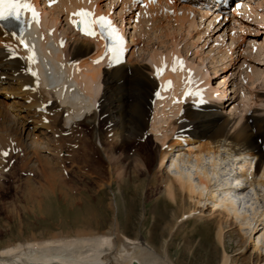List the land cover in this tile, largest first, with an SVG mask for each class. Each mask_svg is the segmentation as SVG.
<instances>
[{
    "label": "bare ground",
    "instance_id": "obj_1",
    "mask_svg": "<svg viewBox=\"0 0 264 264\" xmlns=\"http://www.w3.org/2000/svg\"><path fill=\"white\" fill-rule=\"evenodd\" d=\"M28 1L37 15L33 17L31 12L25 13L24 28L20 33L0 27V86L15 82L19 87L17 97L26 103L25 108L20 112L38 122V126L31 130L43 131L45 135L50 136L49 134L54 135L58 128L69 132L74 128L86 126L92 129L95 141L102 143L104 132L97 124H105L106 128L110 129L108 132L120 139L122 148L129 146L133 141L145 139L148 127L151 125L156 133L155 139L161 142V146L152 149V152H148L144 157L137 151L132 161L135 164L134 169H142L140 171L146 173V179L154 189L158 183L159 187L163 188L158 191L156 202L163 197L179 205L180 213H190L194 208L189 216L185 215L182 218L179 216L175 225L169 226V233L171 232V235L175 237L176 234L180 235L183 232L191 220L199 223L212 217L210 220L214 221L218 230L214 241L222 251L220 264H234L236 261L229 255L225 245L226 230L224 229L232 226H239L240 229L248 227L249 236L245 237V244L264 231V208L261 210L252 208L253 217L250 218L247 217L248 214L245 215L242 212V201L247 198L244 191L247 188H253V195L258 200L259 195L255 191V186L264 187V111L258 115L257 113L247 115L248 117L242 123L243 118L237 121L228 116L224 117L222 103H205L203 100L222 98L224 92H220L221 88L209 86L211 81L206 79L208 72L201 74V66L195 67L194 64L186 63L187 59L185 64L181 62L182 55L175 40L170 42L171 46L165 51L153 48L141 61L126 58L125 64H113L111 54L107 51L109 47L98 30H96L95 38L82 34L77 25L81 18L73 15L80 10H87L94 13V17L107 18L118 29L119 24L114 17L112 2L104 9V6L94 0ZM143 1L146 4L144 11L150 16V21H157L158 14L163 11L166 17H173V22L181 28L190 21L192 14L190 12L200 11L202 8L195 9L186 0ZM122 2L127 4V0ZM128 3L130 6H135L136 0H129ZM245 4L251 6L248 3ZM179 10L189 13L180 15ZM249 12L247 8L244 13L249 14ZM170 21L171 19L160 36L163 40L170 34H168L172 26ZM194 24L189 25L195 29ZM155 28L157 31L162 29L156 22L152 29L155 30ZM118 31L125 39L126 54L129 43L135 39L126 38L124 26ZM162 43L166 44L167 41ZM262 49L264 50V47ZM223 59L226 58L223 57ZM96 61L100 62L96 63ZM192 71L195 75L191 79L189 74ZM157 77L161 80L160 83L156 81ZM201 81L206 88L194 91V84ZM24 87H28V90L24 91ZM158 90L167 95L168 101H158L161 98V95H156ZM202 96L203 102L198 104L197 100ZM154 100L156 107L152 110ZM193 100L195 101L190 102ZM263 101L264 99L258 97L256 104H262ZM172 102V113L166 117L161 116V120L160 104L163 105L161 112L167 113L165 107ZM10 106L12 111L14 108ZM151 110L155 113L152 122L150 121L153 114ZM53 112L55 115L53 124L48 126L41 124L42 117ZM256 112L259 113V111ZM14 113H12L14 118L21 119ZM24 115L22 118L26 117ZM79 119H83L80 124L76 123ZM71 121L75 124L72 127L69 125V130L61 125L62 122L68 125ZM21 124L18 123V125ZM9 127L0 126V153L7 151L9 154L10 150L13 151L15 145H18L16 142L18 140L15 139ZM42 138L37 140L35 146L38 153L50 151L45 149V146L48 147L51 141ZM21 144L29 150L26 140L21 141ZM186 146H188L187 150ZM100 153L107 159L105 161L110 166L114 164L115 157L108 153L104 144ZM222 154L227 155L230 175L239 174L234 176L232 181L228 179L229 176L217 182L215 180L218 176V171L215 170L217 163L212 164V169H209L206 164L208 158L215 160ZM4 158L5 156L0 154V171ZM155 166L158 167V172L155 171ZM125 172L124 167L121 171L122 175H126ZM53 186L50 187L53 188ZM208 203L212 205V209L206 213L205 210L211 208L210 206L205 208ZM188 204L190 208L187 210ZM176 213L175 218L178 215ZM93 215L92 209L88 208L82 222L79 221L82 229H77L74 234L59 233L50 237L42 235L41 239L37 236L25 241L9 243L0 249V264H175L170 257L169 238L163 239L161 249L158 250V247L154 245L157 244L154 239H147L149 234L144 239L145 242L140 241L139 238L129 237L117 217L114 225L106 231L100 230L98 222L94 227ZM207 233L208 231L205 234ZM238 236L243 238L242 235ZM262 242L264 244V233L257 238V246L255 244L257 251L261 249L259 245ZM241 249L244 253L245 248ZM157 254L162 255L161 258Z\"/></svg>",
    "mask_w": 264,
    "mask_h": 264
},
{
    "label": "rangeland",
    "instance_id": "obj_2",
    "mask_svg": "<svg viewBox=\"0 0 264 264\" xmlns=\"http://www.w3.org/2000/svg\"><path fill=\"white\" fill-rule=\"evenodd\" d=\"M94 1L104 6V9H106L107 4L112 2L114 17L118 21L119 28L124 26L126 38L135 39V41L129 43L126 53L128 60L133 58L134 61H141L149 55L148 52L153 48L158 51H165L167 47L171 46L172 40H175L182 55L181 62L185 64L184 62L187 59L186 63L194 64L195 67L201 66V74L208 72L206 79L211 81L209 86L216 89L221 88L220 92H224L222 94L223 99L219 97L209 100L199 98L197 100L199 101L198 104L203 101L205 103L220 102L224 107V117L228 116L230 119L233 120L234 118L237 121L243 118L242 123L253 113H257V115L263 113L264 101L262 104H256V102L258 97L264 99V50L262 49L264 47V0L244 1V3L251 5L248 8L249 14H252L251 16H248L249 14L244 13L245 11L243 12L241 9L238 10L240 12L232 11L229 14L217 12V10L203 11L202 8L200 11L194 10L196 13L190 12L192 13L191 19L182 28L173 22V17H166L164 12L160 11L157 21H155L156 24L159 23L162 27L158 31L156 28L155 30L152 29L155 22L150 21V16L144 11V9L146 10L144 2H136L135 6H130L129 0H127V4L122 2L123 0ZM192 7L198 9V7ZM206 12L209 14L206 15ZM178 13L182 15L189 12L179 10ZM170 19L172 26L168 34L171 35H168L169 39L165 38L163 40L160 36L164 33V28H166ZM194 23H197V27ZM189 24H194L195 29L190 27ZM186 28L190 31L188 32ZM180 30L181 32H179ZM162 41H167V43L163 44ZM259 50L261 51L259 52ZM223 57L226 59H223ZM194 75L195 72L192 71L189 78L192 79ZM156 81L160 83L161 80L157 77ZM203 84L202 81L196 85L194 84V91L206 88ZM0 88V126L9 127L10 125V131L18 140L16 141L18 145L16 144L13 151L10 150L9 154L2 160L4 163L0 171V249L9 243L19 240L25 241L37 236L41 239L42 235L50 237L59 233L64 235L74 234L77 229H82L79 221L82 222L86 210L90 208L94 213L92 216L94 227L95 224L99 223L98 226L102 231L110 229L117 217L129 237L144 241L149 234L147 239H154L157 243L154 245L158 247V250L161 249L163 239L169 238L170 257L175 264L221 263L222 251L214 241L218 230L214 221L210 220L212 217H208V219L206 218L205 221L199 223L191 220L180 235L176 234L173 237L171 232L169 233V226L175 225L180 217L189 216L194 208L191 209L190 213L185 212V214L184 212L180 213L179 205L177 206L176 203L173 204L169 200L163 199V197L159 202H156L158 191L163 188L159 187L158 183L155 186L156 189H154L146 179V173L140 171L142 170L140 168L134 169L135 164L132 161L137 151L144 157L148 152L151 153L152 149L161 146V142L155 139L156 133L152 130L151 125L148 127L150 133L147 130L145 139L133 141L129 146L122 148L120 139L113 136V133L108 132L110 129L106 128L105 124L99 123L97 126L104 132L102 143L95 141V136H92V129L86 126L79 127L80 129L74 128L69 132L61 131L58 128L54 135L50 133V136H47L43 131L31 130L33 127L38 126V122L20 112L25 108L24 104L26 103L17 97V88L19 87L15 82L4 84ZM23 89L27 91L28 87ZM225 90H227L226 93ZM163 93L161 91L157 92L158 96L161 95L158 101H168L167 95ZM155 102V100L152 102V104L154 103L152 110L156 107ZM27 103L30 104V102ZM10 105L14 108L12 111ZM166 106L167 113H163L161 112L163 105L160 104L161 120L163 116L166 117V115L172 113L173 102L168 103ZM152 110L151 122L155 117ZM256 111H259V113ZM12 113L17 114L21 119L14 118ZM23 115L26 117L22 118ZM44 116L42 120L40 119L41 124L52 125L55 117L54 112ZM76 121L80 124L83 119ZM19 122L23 125H18ZM71 122L68 125L62 122L61 125L66 126L69 130L70 126L72 127L75 124L74 121ZM29 131H31L30 134ZM63 133L65 134L63 135ZM28 134L29 138L27 137ZM39 138L51 141V143L49 141L48 147L45 146V149H50L52 153L50 151L38 153L35 150ZM24 140H26L29 150H26L24 146L22 147L21 141ZM102 144H104L108 153L115 157L112 166L105 161L107 159L100 153ZM39 147L43 148V146ZM187 148L188 146L185 147L186 150ZM185 149L184 151H186ZM226 157V154H222L215 160L207 159L206 164L209 169H212L214 162L217 163L215 165V170L218 171V176L215 177L217 182H221L229 176L228 179L232 181L239 175L238 173H234L233 176L230 175V163L226 160ZM124 167L126 168V175L121 173ZM167 170L169 172V169ZM155 171L158 172L156 166ZM51 185H54V190L50 187ZM120 186L124 189L122 190ZM255 191L259 195L258 200L253 195V188H247L244 191L247 198L242 201V212L245 215L248 214V218L253 217L252 208L260 210L264 208V187L255 186ZM51 192L52 194H50ZM115 205L117 206L115 207ZM209 206L212 205L208 203L205 208ZM188 208H190L189 204L187 210ZM211 209L212 207L206 209V213H209ZM77 212L81 214L78 215ZM176 212L178 215L175 218ZM229 228L230 230H228ZM224 230H226L225 245L229 255L236 261L234 264H264L263 242L259 245L261 248L259 251L255 248L257 238L261 237L264 231L258 233L253 238L254 241L251 240L246 245L245 237L248 238L249 236L248 227L240 229L239 226H232ZM174 231L176 232V230ZM207 231L208 233L205 234ZM238 235H242L243 238ZM241 248H245L244 253H242ZM157 255L160 258L162 256Z\"/></svg>",
    "mask_w": 264,
    "mask_h": 264
},
{
    "label": "snow or ice",
    "instance_id": "obj_3",
    "mask_svg": "<svg viewBox=\"0 0 264 264\" xmlns=\"http://www.w3.org/2000/svg\"><path fill=\"white\" fill-rule=\"evenodd\" d=\"M152 2H155V0H152ZM23 10L31 11L33 17L37 15L35 13L34 7L29 2H27V0H0V22H6L10 20L20 22L21 17L23 16ZM73 15L79 16L81 18L80 24L85 25L84 28L80 29L84 35L95 38L97 35V25L99 26L101 36H103L105 30H108V34L111 37L115 47L109 48L107 51L114 54L113 62L118 61L119 57L116 55V53L118 52L119 45L122 43V38L119 36L118 30L112 26L111 21L103 16L94 18V13L88 12L87 10H80ZM21 42L23 41L21 40ZM99 62L100 61H96V63ZM173 71H175V68H173ZM0 154L7 156L8 152L5 151Z\"/></svg>",
    "mask_w": 264,
    "mask_h": 264
}]
</instances>
